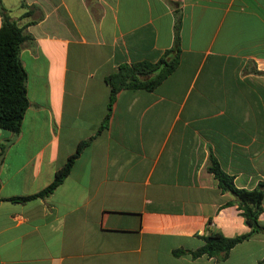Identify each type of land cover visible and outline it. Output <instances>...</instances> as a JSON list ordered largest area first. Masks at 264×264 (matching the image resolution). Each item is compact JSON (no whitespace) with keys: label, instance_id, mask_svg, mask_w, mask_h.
<instances>
[{"label":"crops","instance_id":"obj_1","mask_svg":"<svg viewBox=\"0 0 264 264\" xmlns=\"http://www.w3.org/2000/svg\"><path fill=\"white\" fill-rule=\"evenodd\" d=\"M0 6L28 35V103L17 132L0 127V264H264V231L223 257L190 253L209 231L249 229L211 159L236 186L260 185L264 223V0ZM175 46L158 83L107 106L119 64ZM82 141L52 190L9 198L41 190Z\"/></svg>","mask_w":264,"mask_h":264},{"label":"trees","instance_id":"obj_2","mask_svg":"<svg viewBox=\"0 0 264 264\" xmlns=\"http://www.w3.org/2000/svg\"><path fill=\"white\" fill-rule=\"evenodd\" d=\"M0 15V127L15 133L19 130L21 118L28 103L25 93L26 73L19 58L20 44L28 35L1 6ZM177 53L178 48L175 46L166 49L163 56L155 61L141 60L119 64L115 71L105 77L110 86L107 106L109 107L115 91L120 87H144L147 89L153 87L174 68L178 59ZM262 72L264 73V71ZM106 117L107 114L104 120ZM83 143L84 141L80 142L76 150L68 155L65 162L54 171L51 181L41 190L33 194L9 198L23 200L36 195L42 196L52 190L68 173L73 159ZM2 148L3 144H0V155ZM207 168L213 173L221 189L229 190L234 195L233 201L236 202L249 229L231 236L223 235L218 231H209L203 236L204 242L190 250V253L193 256L206 253L223 257L236 242L254 232L264 231V223L258 219V214L262 209V189L260 185L252 188L236 186L233 183L232 175L224 172L213 159ZM182 251L185 249L175 248L172 250L174 254Z\"/></svg>","mask_w":264,"mask_h":264}]
</instances>
